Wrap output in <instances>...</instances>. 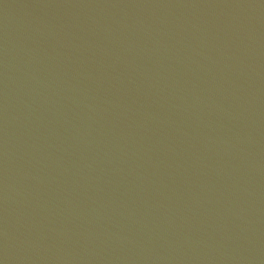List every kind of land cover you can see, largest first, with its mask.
I'll use <instances>...</instances> for the list:
<instances>
[{"label": "water", "instance_id": "1", "mask_svg": "<svg viewBox=\"0 0 264 264\" xmlns=\"http://www.w3.org/2000/svg\"><path fill=\"white\" fill-rule=\"evenodd\" d=\"M0 264H264V0H0Z\"/></svg>", "mask_w": 264, "mask_h": 264}]
</instances>
